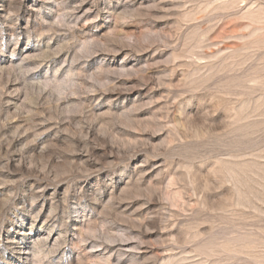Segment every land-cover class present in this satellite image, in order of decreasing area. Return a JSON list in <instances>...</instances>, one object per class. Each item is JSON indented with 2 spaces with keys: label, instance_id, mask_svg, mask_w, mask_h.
Instances as JSON below:
<instances>
[{
  "label": "rangeland",
  "instance_id": "obj_1",
  "mask_svg": "<svg viewBox=\"0 0 264 264\" xmlns=\"http://www.w3.org/2000/svg\"><path fill=\"white\" fill-rule=\"evenodd\" d=\"M0 264H264V0H0Z\"/></svg>",
  "mask_w": 264,
  "mask_h": 264
}]
</instances>
